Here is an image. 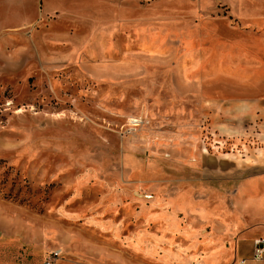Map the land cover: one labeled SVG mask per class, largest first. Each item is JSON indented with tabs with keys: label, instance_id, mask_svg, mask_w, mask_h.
<instances>
[{
	"label": "rangeland",
	"instance_id": "obj_1",
	"mask_svg": "<svg viewBox=\"0 0 264 264\" xmlns=\"http://www.w3.org/2000/svg\"><path fill=\"white\" fill-rule=\"evenodd\" d=\"M255 10L256 0H0V264H43L50 252L54 264L248 257L247 238L232 251L236 215L250 221L237 198L264 177V118L246 79L201 59L251 40ZM244 54L230 62L251 66Z\"/></svg>",
	"mask_w": 264,
	"mask_h": 264
},
{
	"label": "crops",
	"instance_id": "obj_2",
	"mask_svg": "<svg viewBox=\"0 0 264 264\" xmlns=\"http://www.w3.org/2000/svg\"><path fill=\"white\" fill-rule=\"evenodd\" d=\"M254 12L250 16H252L253 21L251 25L256 27V35L253 34L251 40L246 42L244 39H236L223 42L219 54L215 57L217 61L211 59L210 56H206L201 60L206 63V66L202 69L207 72L212 74L218 72L234 73L246 79L247 83L256 90V118L259 121L262 117L264 118L262 114L264 113V5L261 0H256V10ZM189 41L193 43L191 38ZM235 51L237 53L245 52L243 58L249 60L252 58L254 63L251 66H246L241 65L239 62L237 64L230 62V58H234L232 53ZM241 56V54L237 55L238 58H241ZM210 67H213L212 70H210ZM238 194L237 209L240 210L241 207L247 209L250 212V221L248 222L245 216L241 218L240 215H236L238 227H244L242 230H237L238 233L235 235V246L232 250L235 253H237V241L240 238H247L252 241L253 248V240L264 237V177L260 179V177L255 176L248 179L239 187ZM231 233L233 234V231ZM250 255L244 258H249ZM247 262H250V264H264V260H247L245 264Z\"/></svg>",
	"mask_w": 264,
	"mask_h": 264
},
{
	"label": "built area",
	"instance_id": "obj_3",
	"mask_svg": "<svg viewBox=\"0 0 264 264\" xmlns=\"http://www.w3.org/2000/svg\"><path fill=\"white\" fill-rule=\"evenodd\" d=\"M57 252H50L43 260V264H54L58 258ZM264 259V237L253 240V248L249 258L237 257L238 264H245L247 260L259 261Z\"/></svg>",
	"mask_w": 264,
	"mask_h": 264
}]
</instances>
